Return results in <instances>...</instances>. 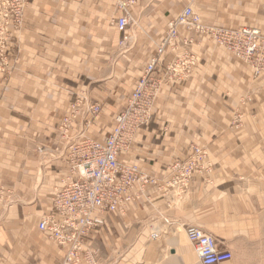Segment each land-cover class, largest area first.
I'll list each match as a JSON object with an SVG mask.
<instances>
[{
    "label": "crops",
    "instance_id": "obj_1",
    "mask_svg": "<svg viewBox=\"0 0 264 264\" xmlns=\"http://www.w3.org/2000/svg\"><path fill=\"white\" fill-rule=\"evenodd\" d=\"M155 2L140 0L138 4L153 7ZM158 3L155 14L166 20L187 5L186 0ZM193 6L208 25L264 29V0H197ZM82 9L86 10L84 2ZM39 24L48 26L44 19ZM41 38L36 29L28 42ZM197 53L202 63L191 80L161 89L152 123L139 132L129 151L120 157L163 187H149L141 194L135 189L136 200L126 212L106 218L105 226L94 238L101 264H169L170 259L173 264L181 252L176 235L186 226L220 235L219 248L229 250L235 258L228 264H239V235L256 232L257 217L264 210V77H253L246 65L212 42L204 41ZM239 109L246 111L242 126L230 129L232 116ZM4 117L0 130L3 137L20 127L16 118ZM80 118L84 120L82 115ZM193 147L205 152L211 168L195 174L184 193L172 196L164 187L166 169L173 161L186 159ZM28 150L31 153L27 158L19 160L15 155L22 151L1 145L0 177H10L17 185L63 184L68 171L60 153L47 151L46 156L44 152L40 163L33 148ZM54 155L59 158L53 159ZM23 196L28 203L17 206L8 215L10 221L5 217L0 222V264H60L63 250L49 243L44 234L48 241L37 238L35 218L40 211L29 204L30 193ZM164 219L172 223L171 232L152 241L150 234L161 233L166 227Z\"/></svg>",
    "mask_w": 264,
    "mask_h": 264
},
{
    "label": "rangeland",
    "instance_id": "obj_2",
    "mask_svg": "<svg viewBox=\"0 0 264 264\" xmlns=\"http://www.w3.org/2000/svg\"><path fill=\"white\" fill-rule=\"evenodd\" d=\"M155 1L153 7L141 3L132 10L134 24L125 34L131 38L125 41L124 34L115 26L116 0H0V130L5 115L16 118L20 126L14 134L0 135V147L16 146L17 151H22L21 155L16 152L19 160L27 158L28 148H33L40 163L44 152L46 156L47 151L60 153L67 168L71 146L80 141L103 140L165 32L167 20L155 14L161 4ZM83 2L86 10L82 9ZM20 5H24L22 10ZM42 19L47 27L39 24ZM36 29L42 38L29 43ZM198 49L200 46H193L192 52L198 55ZM199 62L202 63L200 57ZM261 85L264 87V82ZM85 103L100 107L99 114L90 116L87 122L86 117L83 121L80 118ZM243 114L246 111L240 109L234 113L230 129L242 126ZM14 181L0 177V222L5 217L10 221L8 215L17 206L28 203L23 194L30 193L29 204L40 211L35 218L37 226L64 184L49 187L17 185ZM256 221L254 234L239 235V264H264V210ZM170 228L164 227L157 239H152L151 233L150 239L159 240L171 232ZM179 232L176 236L181 252L173 264H198L192 245L186 241L183 230ZM207 234L220 244V235ZM36 235L39 239L44 237L37 228ZM234 259L232 255L231 262ZM100 261L98 257L95 264H101Z\"/></svg>",
    "mask_w": 264,
    "mask_h": 264
},
{
    "label": "built area",
    "instance_id": "obj_3",
    "mask_svg": "<svg viewBox=\"0 0 264 264\" xmlns=\"http://www.w3.org/2000/svg\"><path fill=\"white\" fill-rule=\"evenodd\" d=\"M121 1L127 16L118 17L115 26L126 39V31L133 23L129 8L136 7L140 0ZM193 1L188 0L181 11L168 17L155 54L134 84L125 108L114 117L108 135L101 141H80L71 146L64 185L54 195L49 211L37 225L40 233L63 250L60 264H95L99 255L94 238L105 225L106 218L125 213L136 195L145 189L163 187L137 165L122 162L120 157L129 151L139 132L152 123L153 107L160 90L176 87L193 77L200 63L198 55L192 52L193 46L212 42L250 67L258 78L264 77L263 32L250 27L225 28L205 24L193 11ZM166 58L171 59L166 61ZM88 106L86 122L100 112L98 105ZM208 162L205 152L193 147L186 159L175 160L167 167L165 189L172 196L184 193L195 174L204 169L209 171L211 165ZM164 224L171 226L172 223L165 219ZM183 231L200 264L232 261L231 252L221 250L213 237L191 226L184 227ZM158 235L151 238L157 239Z\"/></svg>",
    "mask_w": 264,
    "mask_h": 264
},
{
    "label": "bare ground",
    "instance_id": "obj_4",
    "mask_svg": "<svg viewBox=\"0 0 264 264\" xmlns=\"http://www.w3.org/2000/svg\"><path fill=\"white\" fill-rule=\"evenodd\" d=\"M195 1V0H194ZM193 1V2H194ZM116 7H118V12H117V14H118V17H123V16H127V14L125 13V9L123 10V7H122V1L121 0H116ZM192 2V3H193ZM192 3H191V5H192ZM22 7H24V5H20V9L22 10ZM135 7L133 6V7H131V8H129V13H130V16H131V18H132V21L131 22H133L130 26H132L133 24H134V16L132 15V10L134 9ZM192 9H193V6H192ZM194 11V10H193ZM210 26H216V25H210ZM217 27H221V26H217ZM245 27H247V26H245ZM226 28V27H225ZM250 28H254V27H250ZM255 29H257V28H255ZM259 30V29H258ZM131 38V36L129 35L126 39H125V41H128L129 39ZM214 44V43H213ZM215 45V44H214ZM157 46V45H156ZM216 46V45H215ZM218 47V46H217ZM221 48V47H220ZM224 49V48H223ZM156 50V49H155ZM225 50V49H224ZM226 51V50H225ZM227 52V51H226ZM228 53V52H227ZM155 54V53H154ZM153 54V55H154ZM229 54V53H228ZM230 55V54H229ZM233 57V56H232ZM151 59V58H150ZM241 62V61H240ZM249 68V70L251 71V73H252V75H253V77H255V78H258V76L256 75V74H254V72L252 71V69L250 68V67H248ZM134 87V86H133ZM133 87H132V89H133ZM161 91V90H160ZM160 93V92H159ZM125 105H126V100H125V103H124V105H123V107L115 114V116L116 115H118L124 108H125ZM89 111V106L87 105V103H85V106H84V109H83V113H82V116L85 118H87L89 115H87V112ZM114 116V117H115ZM113 122H114V119H113ZM112 127H113V125H112ZM112 129V128H111ZM165 220V219H164ZM164 220H163V224H164ZM168 220V219H167ZM41 221V220H40ZM39 221V222H40ZM170 221V220H169ZM106 224V223H105ZM165 225V224H164ZM105 226V225H104ZM103 226V227H104ZM168 227V226H167ZM194 228H196V227H194ZM197 229H199V228H197ZM199 230H201V229H199ZM202 232H204L203 230H201ZM205 234H207L206 232H204ZM157 234H159V232H154V233H152L151 234V237H153V235H157ZM208 235V234H207ZM186 236V235H185ZM186 239H187V237H186ZM188 241V240H187ZM189 242V241H188ZM190 243V242H189ZM191 244V243H190ZM194 248V247H193ZM194 251H195V249H194ZM195 253H196V251H195ZM196 255H197V253H196ZM197 257H198V255H197ZM198 261H199V258H198ZM199 264H200V261H199Z\"/></svg>",
    "mask_w": 264,
    "mask_h": 264
}]
</instances>
